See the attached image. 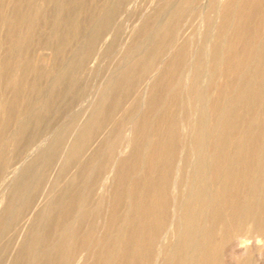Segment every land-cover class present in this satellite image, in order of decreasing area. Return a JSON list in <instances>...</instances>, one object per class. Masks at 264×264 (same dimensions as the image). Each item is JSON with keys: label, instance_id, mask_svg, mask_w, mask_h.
Listing matches in <instances>:
<instances>
[{"label": "rangeland", "instance_id": "rangeland-1", "mask_svg": "<svg viewBox=\"0 0 264 264\" xmlns=\"http://www.w3.org/2000/svg\"><path fill=\"white\" fill-rule=\"evenodd\" d=\"M247 2L0 0V264H163L187 214L195 254L224 223L233 251L264 246L219 198L238 158L264 182V0ZM240 170L236 196L257 197Z\"/></svg>", "mask_w": 264, "mask_h": 264}, {"label": "bare ground", "instance_id": "bare-ground-1", "mask_svg": "<svg viewBox=\"0 0 264 264\" xmlns=\"http://www.w3.org/2000/svg\"><path fill=\"white\" fill-rule=\"evenodd\" d=\"M244 1V0H243ZM246 1H249V2H247L248 4V6L250 5L251 6V8H252V5L255 7V6H260V3L262 2V0H246ZM245 2H243V4H244ZM231 4V3H230ZM246 4V3H245ZM257 9V8H256ZM251 10V9H250ZM260 10V9H259ZM244 11V10H243ZM253 11H255V13L257 12V10H255V9H253ZM247 12V11H246ZM260 12V11H259ZM263 12V11H262ZM229 13V12H228ZM228 13L227 12H225V17H223L224 18V20H225V18H226V16H229L228 15ZM249 13V12H248ZM251 14V13H250ZM249 15V14H248ZM263 15V14H262ZM245 18V17H244ZM243 18V19H244ZM247 18V17H246ZM246 18H245V20H246ZM262 18H263V23H264V16H262ZM226 19H228V18H226ZM261 20V19H260ZM226 24V23H225ZM240 25V24H239ZM240 27V26H239ZM238 27V28H239ZM241 28V27H240ZM239 28V29H240ZM220 30V29H219ZM222 30V29H221ZM235 30H237L238 31V29H235ZM242 30H243V28H242ZM220 35V34H219ZM247 36V35H246ZM253 36H251V38H252ZM247 38V37H246ZM249 38V37H248ZM261 38V37H260ZM246 40V39H245ZM259 39H257V41H258ZM256 41V42H257ZM252 45V44H251ZM244 47V46H243ZM254 47V46H253ZM259 47V46H258ZM261 48V47H260ZM250 49H252V48H250ZM238 51V50H237ZM244 52V51H243ZM243 52H241V54L243 53ZM253 52H254V50H253ZM245 53V52H244ZM247 53V52H246ZM251 53V52H250ZM252 54V53H251ZM244 55V54H243ZM242 56V55H241ZM247 56V55H246ZM238 57H240L239 55L237 56L236 55V58L239 60V58ZM243 58V56L241 57V59ZM246 58H248V57H246ZM260 58V57H259ZM237 59H234V61L235 60H237ZM244 59V58H243ZM233 60V59H232ZM241 61V60H240ZM240 61H239V63H240ZM243 61H245V60H243ZM233 62V61H232ZM232 62H229V63H232ZM237 62V61H236ZM246 62V61H245ZM234 63V62H233ZM232 63V64H233ZM238 63V62H237ZM238 63V64H239ZM244 63V62H243ZM240 64H242V63H240ZM236 66H238L237 64H235ZM239 66H242V65H239ZM228 68V67H227ZM243 68H245V67H243ZM224 72V71H223ZM262 74V73H261ZM263 74H264V72H263ZM238 77V76H237ZM262 80V79H261ZM261 83V82H260ZM258 88V87H257ZM261 90V89H260ZM220 92V91H219ZM255 92V91H254ZM248 94V93H247ZM245 97H246V95H245ZM242 101V100H241ZM249 101V100H248ZM253 101V100H252ZM251 101V102H252ZM256 102H257V99H256ZM261 102V101H260ZM234 103V102H233ZM242 103V102H241ZM254 103V102H253ZM259 102H257V103H255V106L258 104ZM251 105H252V103H250ZM260 104V103H259ZM259 104H258V106H259ZM249 105V104H248ZM247 106V105H246ZM220 107V106H219ZM241 107V106H240ZM249 107V109L250 110H252V108L254 107H250V106H248ZM213 108H214V106H213ZM212 108V109H213ZM216 108V107H215ZM247 108V107H246ZM256 108V107H255ZM213 111H215L214 109L212 110V112ZM216 111H217V109H216ZM249 111V110H248ZM218 112V111H217ZM217 112H216V114L215 115H218L217 114ZM239 112V111H238ZM215 113V112H214ZM219 113V112H218ZM254 113V112H253ZM240 114H241V112H240ZM222 117V116H221ZM249 118V117H248ZM222 119V118H221ZM225 119V118H224ZM233 120V119H232ZM220 122H222L223 123V119H222V121H220ZM232 123V122H231ZM237 123V122H236ZM224 124V123H223ZM223 124H222V126H223ZM226 125V124H225ZM236 127H237V124H236ZM230 128V127H229ZM248 128H250V127H248ZM226 129V128H225ZM231 129V128H230ZM234 130H235V128H234ZM233 130V131H234ZM236 130H237V128H236ZM232 132V131H231ZM241 132V131H240ZM262 134V133H261ZM248 135V134H247ZM231 136V135H230ZM220 137H222V136H220ZM248 137H250V136H248ZM263 137V136H262ZM262 137H260V138H262ZM218 138V137H217ZM223 138V137H222ZM244 138V137H243ZM240 139V138H239ZM248 139V138H247ZM221 141V140H220ZM225 141V140H224ZM251 141H252V143H254V141H255V137H253L252 139H251ZM246 142V141H245ZM240 143V142H239ZM231 144H233L234 145V143L232 142ZM230 144V145H231ZM246 144V143H245ZM229 145V144H228ZM227 145V146H228ZM236 145V144H235ZM234 145V147L231 145V147L230 146H228L229 148H236V146ZM240 145V144H239ZM260 145H261V143H260ZM256 145H254V147H255ZM253 147V148H254ZM229 148H227V149H229ZM237 148H238V146H237ZM252 148V151H255V148L253 149ZM260 148V147H259ZM258 147H256V151H258V149H259ZM212 149H214V148H212ZM226 149V148H225ZM218 150V149H217ZM214 150H212V152H213ZM222 151V150H221ZM225 150H223V152H224ZM211 152V153H212ZM215 152V151H214ZM222 152V154H224ZM210 153V154H211ZM227 153V152H226ZM235 153V152H234ZM214 154V153H213ZM229 154V153H228ZM227 154V155H228ZM236 154V153H235ZM246 154V153H245ZM256 154H257V152H256ZM230 155V154H229ZM232 155L234 156V154L232 153ZM224 156H226V154H224ZM232 156V157H233ZM231 157V158H232ZM222 158H224L222 155H221V153H219V152H217V153H215L214 154V159H212L213 160V165H211V167L213 166V170L214 169H217V168H219L220 167V165L222 164ZM228 158H229V156H228ZM245 158V157H244ZM254 158V157H253ZM225 159V158H224ZM252 159V158H251ZM229 160V159H228ZM255 160V159H254ZM253 160V161H254ZM154 161V160H153ZM152 161V162H153ZM162 161V160H161ZM225 161V160H224ZM230 161H232V160H229V162ZM226 163H227V161H225ZM238 162H239V164L238 165H236L234 168H229V169H227V171H226V174L224 175V182H223V185H222V187H221V192L219 193V198H221V203H222V207H224V210L225 211H227V209H231V211H232V213L231 214H235V215H237L238 216V222H240V223H242V224H246V223H248V229L251 231H258V232H262V233H264V182L262 181L263 179V177L261 176V174L259 173V170H258V167L256 168V167H254V166H256V165H254L253 166V163H252V161L251 160H244V159H241L240 161H239V158H238ZM257 163V162H256ZM255 162H254V164H256ZM232 164V163H231ZM155 165V164H154ZM200 165V164H199ZM226 166H227V164H226ZM210 167V169H211V172H212V168ZM222 167V166H221ZM224 167V166H223ZM242 169H244L245 170V173L247 172H253V173H255V179H254V181H253V186H255V187H257L258 188V193H257V197L256 196H253V197H251L250 199H243V198H238L237 196H236V194H237V191H236V189H237V187H238V184H239V182H240V184H241V180H240V178H241V176H243V174L241 173V171L242 170H240L241 168ZM225 168V167H224ZM262 168V167H261ZM198 169V168H197ZM259 169H260V167H259ZM201 170V169H200ZM222 172H223V170H221ZM213 172H215V171H213ZM219 172V171H218ZM259 173L258 175L256 174V173ZM221 173V172H220ZM216 175V174H215ZM220 175V174H219ZM219 175H216V176H219ZM221 176V175H220ZM223 176V175H222ZM213 179H214V177H212ZM222 178V177H221ZM221 178H219V179H221ZM248 179V178H247ZM251 180V179H250ZM250 180H246V182L248 181V182H251ZM216 181V180H215ZM218 181H220V180H218ZM245 181V180H244ZM244 181H242V182H244ZM248 184V183H247ZM251 184V183H250ZM252 185V184H251ZM250 185V186H251ZM249 186V185H248ZM203 189V188H202ZM240 189V188H239ZM206 190V189H205ZM251 190V189H250ZM248 192H250L249 190H247ZM197 192H198V190H197ZM217 192H219V191H217ZM158 193V192H157ZM204 193H206V192H204ZM200 195H202V196H200V198H202L203 197V194H200ZM207 195V194H206ZM253 195V194H252ZM218 196V195H217ZM244 196V195H243ZM242 196V197H243ZM249 196V195H248ZM157 197V196H156ZM211 198H212V196H210ZM208 198V197H207ZM196 199V198H195ZM213 199V198H212ZM218 199V198H217ZM198 200V199H197ZM196 200V202H198V201H200V203H202L201 201V199L200 200H198L197 201ZM218 200H220V199H218ZM209 201H210V199H209ZM206 204V203H205ZM206 206V205H205ZM204 206V207H205ZM175 210V209H174ZM213 210V209H212ZM219 210V209H218ZM220 211V210H219ZM217 212V211H216ZM227 214V213H226ZM225 214V215H226ZM230 214V215H231ZM215 215V214H214ZM228 215V214H227ZM235 215H233L234 216V218H235ZM193 216V215H192ZM192 216H190V214L188 215H185V219H184V217H183V220H185L184 222L186 223L185 225H186V231H185V233L183 234V237L185 238L184 240H185V244L184 245H180V246H178V248L176 249V251L170 256V257H168L164 262H163V264H215L216 262H218V260L220 259V254H221V252L222 253H224V255L227 253V252H231L230 254H228L229 256H230V258H229V263L228 264H259V262H262V259L260 258V255L261 254H263V249H264V246H262V245H258L257 244V242L255 241H249L248 242V244H245V246H241V247H239V248H237L235 251H233L232 250V247L236 244V242H237V240H236V238L235 239H230V235L228 234V227H227V225H226V223H224V225H223V229H220L221 230V232H222V230H223V232H222V235H221V233H220V236H219V238L216 240H214V239H212V238H209L208 239V242L199 250V253H197V254H195V251L196 250H198V249H195V244H193L194 243V240H195V236H196V234H194L193 233V230H192V228H194V223H195V221L193 220V217ZM212 216V215H211ZM237 216H236V218H237ZM231 217V216H230ZM230 217H229V219H230ZM224 218H226V217H224ZM222 219V218H221ZM220 212H219V216H218V213H216V221H219L220 222ZM210 220V219H209ZM213 220H215V219H213ZM234 221L236 220V219H233ZM160 221V220H159ZM222 221H226V219L224 220H222ZM233 221V222H234ZM184 222H182V224L184 223ZM214 222V221H213ZM229 223H231L230 221H228ZM232 222V223H233ZM235 222H237V221H235ZM165 224V223H164ZM196 224H197V222H196ZM195 224V225H196ZM223 224V223H222ZM229 225V224H228ZM239 225V224H238ZM197 226H198V224H197ZM233 226V225H232ZM240 226V225H239ZM237 227V226H236ZM212 228V227H211ZM210 228V229H211ZM230 228L231 229H233L231 226H230ZM183 229H184V226H183ZM212 230V229H211ZM248 230V231H249ZM205 231H206V229H205ZM211 232V231H210ZM217 232V231H216ZM197 233V232H196ZM199 233H201V231L199 232ZM86 235V234H85ZM230 236V237H229ZM146 237H148V236H146ZM197 237H199V235L197 236ZM209 237V236H208ZM215 237V236H214ZM148 239V238H147ZM165 239V238H164ZM168 239V238H167ZM181 239V238H180ZM182 240V239H181ZM161 241V240H160ZM151 242V241H150ZM150 242H149V244H150ZM229 242H230V244H229ZM232 242V243H231ZM180 243H181V241H180ZM262 244V243H261ZM148 246V245H147ZM200 246V245H199ZM177 247V246H176ZM168 248V247H167ZM105 250V249H104ZM109 250H111V249H109ZM147 250H148V248H147ZM186 251V252H183V254H181V255H179L180 254V251L182 252V251ZM68 251V250H67ZM73 251V250H72ZM106 251V250H105ZM108 251V250H107ZM109 252V251H108ZM147 252H149V251H147ZM160 252V251H159ZM99 253H101V252H99ZM133 253V252H132ZM114 254V253H113ZM194 254L196 255V256H194ZM71 255V254H70ZM167 255V254H166ZM147 257V256H146ZM160 257V256H159ZM105 258V257H104ZM223 259H225V258H223ZM57 260V259H56ZM55 260V261H56ZM142 260V259H141ZM226 260V261H227ZM148 261V260H147ZM257 261V262H256ZM263 261H264V259H263ZM56 263H58V262H56ZM146 263V262H145ZM155 263H156V261H155ZM226 263V264H227ZM50 264V263H49Z\"/></svg>", "mask_w": 264, "mask_h": 264}]
</instances>
